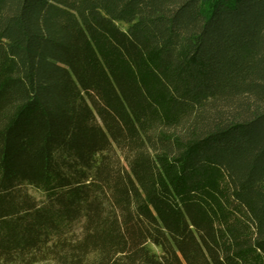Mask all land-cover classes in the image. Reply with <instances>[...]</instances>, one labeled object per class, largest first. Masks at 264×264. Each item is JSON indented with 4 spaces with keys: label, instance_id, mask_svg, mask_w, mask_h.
<instances>
[{
    "label": "trees",
    "instance_id": "trees-1",
    "mask_svg": "<svg viewBox=\"0 0 264 264\" xmlns=\"http://www.w3.org/2000/svg\"><path fill=\"white\" fill-rule=\"evenodd\" d=\"M0 264H264V0H0Z\"/></svg>",
    "mask_w": 264,
    "mask_h": 264
},
{
    "label": "rangeland",
    "instance_id": "rangeland-1",
    "mask_svg": "<svg viewBox=\"0 0 264 264\" xmlns=\"http://www.w3.org/2000/svg\"><path fill=\"white\" fill-rule=\"evenodd\" d=\"M35 194H36L37 196H39V195H40L38 192H35Z\"/></svg>",
    "mask_w": 264,
    "mask_h": 264
}]
</instances>
